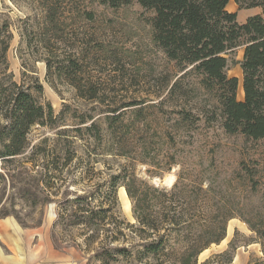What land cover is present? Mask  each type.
I'll return each instance as SVG.
<instances>
[{
    "label": "rangeland",
    "instance_id": "rangeland-1",
    "mask_svg": "<svg viewBox=\"0 0 264 264\" xmlns=\"http://www.w3.org/2000/svg\"><path fill=\"white\" fill-rule=\"evenodd\" d=\"M61 1L66 11L76 12L65 11L63 41L56 44L55 53L65 55L70 51L80 59L87 56L79 80L84 77L96 84L105 102L79 97L77 90L57 74L46 79L41 59L50 53L37 45L34 23L41 9L36 0H0V26L7 23L12 36L7 52L9 70L17 83L26 86L30 82L22 77L25 63L26 73L34 75L42 85L41 100L51 104L56 119L52 126H33L27 135L25 153L7 163L9 176L0 181V222L38 229L36 233L44 232L43 236L55 246L76 249L85 264H105L94 255L114 247L126 248L130 255L107 264H180L191 246L198 247L215 237L220 215L233 206L240 217L227 221L225 237L217 244H209L196 257L195 264H225L228 259L227 264H264V139L254 141L242 134H227L218 118L214 93L204 91L195 76L181 80V87L167 99L169 89L182 73L152 43V10L142 8L136 0L116 8L100 0ZM226 10L236 13L240 24L261 14L260 8L239 9L233 0ZM79 11L93 12L94 21L84 20ZM227 57V75L237 78L236 98L241 101L242 72L238 63L242 61L243 47ZM140 102L146 124H132L129 119L128 112L138 106L121 109L127 113L111 127L106 122V111ZM186 115H191L190 123L184 122ZM83 116H91L92 120L80 124ZM92 122L97 124L100 145L85 131ZM118 138L127 139L125 145L145 143L150 157L143 158V163H134L133 148L129 157L107 153L106 142ZM47 149L55 150L61 172L44 174L50 164L40 153ZM124 165L149 186L173 190L175 198H181L180 205L175 206L176 212L182 213V224L170 233L168 225L160 226L164 229L159 235L165 233L168 238L166 255L137 259L145 241L126 226L136 225V220L122 187H116L118 215L113 224H99L97 232L84 224L70 225L76 208L65 201H72L76 195L98 199L101 186ZM178 178L181 182L174 190ZM24 187L29 190L26 198L22 196ZM224 202L226 211L220 210ZM153 239L155 235L148 241Z\"/></svg>",
    "mask_w": 264,
    "mask_h": 264
},
{
    "label": "trees",
    "instance_id": "trees-1",
    "mask_svg": "<svg viewBox=\"0 0 264 264\" xmlns=\"http://www.w3.org/2000/svg\"><path fill=\"white\" fill-rule=\"evenodd\" d=\"M136 1L142 8L154 12L151 19L152 43L170 62H174L178 72L182 73L169 89L167 99H171L181 87V80L190 75L195 76L204 91L214 93L216 108L219 112L218 118H220V124L227 134H242L254 141L263 140L264 0H233L239 9H261L260 15L247 18L243 24L237 22L236 13L226 10L230 0ZM36 2L39 3L41 9L39 20L34 23L38 37L37 45L44 46L48 54L50 53L49 56L41 59L46 66V79L48 80L47 76L52 73L57 74L59 77H64L68 84L77 90L79 97L88 101L104 103L105 101L100 99L102 94L99 93L96 84H92L84 77L79 80L78 76L83 72L87 56L83 55L80 59L70 51L65 55H56L57 53H55L56 44L63 41L61 38L65 13L73 14L75 10L66 11L61 0H36ZM100 2L103 5L116 8L122 4H128L130 0H100ZM79 14L88 22L94 21V14L91 11H79ZM11 39L9 25L4 23L0 26V181H4L9 176L7 163H11L13 159L25 153L30 129L36 125L52 126L56 122V119L53 118L51 104L41 100L42 85L34 75L26 73L25 63H22V77H26L30 83L25 86L23 82L17 83L14 80L7 60ZM241 46L243 47V57L238 64L242 72L243 100L239 101L236 98L238 80L236 77L227 75L230 63L227 56ZM141 104L142 102L117 105L106 111L109 114L106 115L105 120L111 127L127 113V110L120 111L121 109L138 106L128 112L130 113L129 119L132 124L135 122L146 124ZM190 117L191 115H186L184 122L190 123ZM87 119L92 120V117L83 116L80 124H86ZM77 131L81 132L79 128ZM85 131L90 132L89 137L96 145H100L101 136L96 123L92 122L86 126ZM125 142L127 139L110 140L106 142L105 151L112 155L129 157L127 154L133 148L135 153L132 161L134 163H143V158L150 157L148 145L145 143L143 145H125ZM54 151V149H47L40 153L46 163L50 164V166H46L44 174L51 171L61 172ZM179 182H181V178H178L174 184V190L177 189ZM250 182L252 185L255 184L252 176ZM116 187L124 188L127 198L131 202L132 215L136 220L137 226L127 224L126 226L133 228L134 233L142 241H145L141 245L142 249L137 253V259L143 260L148 256L158 258L161 255H166L168 238L165 233L159 235L160 231L164 229H161L160 226L164 223L169 226V233L176 232L178 226L183 222L181 211L176 212L177 206L180 205L178 200L181 198L176 199L173 190L165 191L149 186L146 182L138 179L134 175V171L126 165L122 166L118 173L109 176L99 190L98 199L93 196L76 195L72 201H65L66 204L76 208L72 214L73 221L70 225L84 224L90 230L97 232L100 230L99 224L103 227L113 224V220H116V215H118ZM21 190L25 191L22 196L26 198L28 188L24 187ZM222 204L220 210L226 211V203ZM170 206H172L171 209ZM235 210L232 206L228 213H222L215 237L198 247L191 246L188 255L180 261V264H195L196 257L209 244L219 243L225 237L227 221L235 216L240 217ZM248 226L257 232L249 223ZM153 235L156 239L148 241ZM129 255L128 249L114 247L103 248L94 256L107 264L111 261H118L120 256L125 259ZM219 256L223 257L224 255ZM227 263H230V259Z\"/></svg>",
    "mask_w": 264,
    "mask_h": 264
},
{
    "label": "crops",
    "instance_id": "crops-1",
    "mask_svg": "<svg viewBox=\"0 0 264 264\" xmlns=\"http://www.w3.org/2000/svg\"><path fill=\"white\" fill-rule=\"evenodd\" d=\"M37 231L0 222V264H85L76 249L59 248Z\"/></svg>",
    "mask_w": 264,
    "mask_h": 264
},
{
    "label": "bare ground",
    "instance_id": "bare-ground-1",
    "mask_svg": "<svg viewBox=\"0 0 264 264\" xmlns=\"http://www.w3.org/2000/svg\"><path fill=\"white\" fill-rule=\"evenodd\" d=\"M122 195H123V197H124V199L126 200V198H125V195H124V189H122ZM129 201V200H128ZM128 201H126V202H128ZM129 205V204H128ZM129 208V207H128Z\"/></svg>",
    "mask_w": 264,
    "mask_h": 264
}]
</instances>
